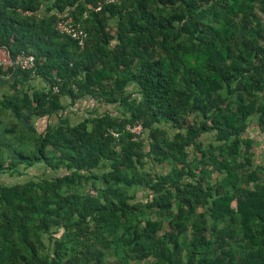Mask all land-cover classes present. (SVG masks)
<instances>
[{"label": "trees", "instance_id": "16d2710c", "mask_svg": "<svg viewBox=\"0 0 264 264\" xmlns=\"http://www.w3.org/2000/svg\"><path fill=\"white\" fill-rule=\"evenodd\" d=\"M0 48L35 56L0 65V172L54 173L0 183V264H264V0H0Z\"/></svg>", "mask_w": 264, "mask_h": 264}, {"label": "rangeland", "instance_id": "374dc122", "mask_svg": "<svg viewBox=\"0 0 264 264\" xmlns=\"http://www.w3.org/2000/svg\"><path fill=\"white\" fill-rule=\"evenodd\" d=\"M35 83L37 85H42V82L39 81V79L35 80ZM8 86V85H7ZM8 89V88H7ZM64 103L68 104L66 108V113L64 114V117L67 116L70 118L71 123H77L81 119H83L85 116H88L90 112L97 111L98 113H103L106 110L110 111H118L117 105H106L97 102L94 99H84L81 101H78L75 104L70 103L69 98H64ZM51 122H57L58 118L56 116H53L50 120ZM36 124L40 130H43L46 125V118H38L36 119ZM248 136L254 139V146H253V160L254 165H260L264 164V137L263 133L260 130V128L256 125V123L253 121L251 123V126L248 128L247 133ZM143 137H146V134H144ZM147 168L152 167L155 171H163L166 172L169 170L170 166L166 164H152L149 162L146 166ZM23 174H16L12 175L10 173H1L0 172V183L5 184H13L18 182H24L26 180H29L31 178H36L38 176H52L54 173L47 169L43 165H37L34 167H29L23 170ZM136 195L138 199H146L148 196V190L145 189H137ZM117 256L113 253L110 255V259H115ZM134 264H149L150 260L141 261V262H133Z\"/></svg>", "mask_w": 264, "mask_h": 264}, {"label": "built area", "instance_id": "2783aa9c", "mask_svg": "<svg viewBox=\"0 0 264 264\" xmlns=\"http://www.w3.org/2000/svg\"><path fill=\"white\" fill-rule=\"evenodd\" d=\"M107 1L112 2L115 0ZM97 9L99 10L101 7L99 6ZM57 28L61 33L76 39L80 46L83 47L85 45L88 33L80 23H74L72 17L59 20ZM0 65H2L5 69L9 67L33 68L35 66V56L32 54L22 53L12 57L6 49L0 48ZM130 130L140 134L142 132V125H134L130 127ZM114 134L117 135V133Z\"/></svg>", "mask_w": 264, "mask_h": 264}, {"label": "crops", "instance_id": "0c3cea01", "mask_svg": "<svg viewBox=\"0 0 264 264\" xmlns=\"http://www.w3.org/2000/svg\"><path fill=\"white\" fill-rule=\"evenodd\" d=\"M11 76H0V96L3 92L7 91L8 83L10 82Z\"/></svg>", "mask_w": 264, "mask_h": 264}]
</instances>
